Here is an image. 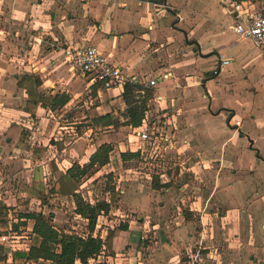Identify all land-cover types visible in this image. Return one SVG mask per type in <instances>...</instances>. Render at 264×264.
Here are the masks:
<instances>
[{
	"label": "crops",
	"instance_id": "obj_1",
	"mask_svg": "<svg viewBox=\"0 0 264 264\" xmlns=\"http://www.w3.org/2000/svg\"><path fill=\"white\" fill-rule=\"evenodd\" d=\"M179 2L0 0V171L5 172L0 182V200L8 207L10 222H18L17 216L12 215L15 212L44 211L53 214L54 220L57 209L42 208L33 190L47 193V185H42L44 175L46 181L53 180L52 187L72 163H87L100 146L89 145L82 155L74 142L75 145L61 147L59 156L63 158H56L53 153V141L57 139L52 136L58 125L55 116L61 119L72 112L81 91L93 90L88 79L55 49L93 46L108 62L136 77L141 84L157 79L150 88L162 98L156 104L159 117H164L165 132L174 144L172 151L158 156L165 166L170 161L179 166L178 178L185 174L191 180L190 190L189 182L182 181L175 189L148 191L146 187L144 191L136 181L123 180L120 173L117 183L121 187H116L119 206L131 214L140 211L144 219L136 227L123 225L126 230L121 226L103 232L101 254L104 250L107 253L103 259L112 257L116 264H185L181 257L186 254L196 258L193 249L199 248L203 255L198 258L205 264H264V87L256 74L264 52L248 41H237L233 33L232 38L208 44L204 49L191 31L200 22L195 19L197 15L205 19V24L210 16L205 9L193 7L191 1L184 8ZM221 4L225 8L223 14L232 19L230 26L235 21V11L229 13ZM160 6L165 10H160ZM245 6L244 3L243 11L252 12ZM181 9L187 15L177 23L175 11L184 16ZM210 29L219 34L220 27ZM175 32L184 34L186 40L177 49L173 46ZM189 49L195 53L191 58L186 52ZM210 57L214 70L207 72L198 64ZM219 58L228 64L215 74ZM19 75H36L41 82L40 93L68 95L70 100L63 111L38 108L33 117L25 113L26 94L17 87ZM212 81L223 85L221 93L225 96L219 95L222 99L230 98L229 104L222 102L218 94L215 99L208 90ZM218 88L213 86L216 91ZM95 93L103 105L96 104L93 111L105 108V114L117 102L122 104L121 91H102L97 87ZM131 132L127 147L119 151L139 153V159L145 161L142 157L150 153V148ZM45 134L49 137L44 138ZM36 148L45 151L40 158L33 159ZM112 154H116L114 150L109 164L94 167L91 180L106 168L105 174L122 168L120 154L117 153L119 163L115 164ZM165 172L144 173L143 178L150 183L152 175ZM6 177L13 180L5 185ZM191 177L199 179V183H193ZM169 179L166 176L165 181ZM61 183L69 182L60 180ZM53 196L58 200L68 197L66 193L50 195ZM26 199L28 204L18 203ZM32 227L27 224L18 229L30 232ZM134 228L143 232L138 240L147 238L145 233L152 231L153 240L145 248L132 239ZM100 259L98 256L87 264ZM1 262L13 264L11 257Z\"/></svg>",
	"mask_w": 264,
	"mask_h": 264
},
{
	"label": "rangeland",
	"instance_id": "obj_2",
	"mask_svg": "<svg viewBox=\"0 0 264 264\" xmlns=\"http://www.w3.org/2000/svg\"><path fill=\"white\" fill-rule=\"evenodd\" d=\"M180 4L181 7L184 8L185 4H189V2L192 4V6L195 8H203L205 11L208 13L207 17L210 16V19L206 20L207 23L205 24V19L202 16L197 15L195 19H200V22L197 23L196 27L192 29L191 36L198 42L200 43L204 49L208 46V44L212 43H217L221 41H225L227 39L232 38V33L228 30V26L231 23V17L226 16L223 14V11L225 8L222 6L221 3H224V6L226 9H228L229 13L234 9L232 6L234 3H245V7L248 8L250 11H255V10H260L261 8L264 7V0H246L244 2H232L231 0H174L175 3ZM180 7V8H181ZM165 10V9H164ZM180 12L184 15L186 13V10H180ZM175 21L182 22L185 20V15L180 16L179 11H175ZM170 19H174V16L169 14ZM204 19V20H203ZM165 21V20H163ZM175 22V23H176ZM196 22V21H195ZM233 24V23H232ZM231 24V25H232ZM217 27H220L218 33L213 34L214 32L210 29H216ZM177 31H180L179 28H175ZM221 31H223V36H221ZM214 35V36H213ZM174 36V44L173 46L177 49L181 42L185 43V35L182 33H176L173 35ZM190 36V34H188ZM221 36V37H220ZM190 39V38H189ZM246 42V41H245ZM250 42V41H248ZM251 43V42H250ZM191 48V47H190ZM183 50V48L181 49ZM188 55L189 58L193 56L194 51L193 49H189ZM187 56V55H186ZM200 56L198 55V58ZM201 68L206 70L207 72L213 71L214 70V60L210 58H204L202 59V63L198 64ZM259 65L261 67L257 69L258 71L256 72L257 75H259V82L263 84L264 87V60L262 62H259ZM257 66V64H256ZM217 81H212L210 84L207 85L208 90L214 94V98L217 99L219 93L224 97L222 89L223 85L222 84H215ZM219 82V80H218ZM218 86L220 87L216 90L213 89V86ZM202 90V89H200ZM218 94V95H217ZM221 95L219 97L221 98L222 102L224 101L225 104H229L230 98L222 99ZM104 98V96L102 95ZM79 101L75 103V106L73 108V111L70 112L69 114L65 115L64 117L58 118L56 117L55 122L58 123V125H54L56 128V131L54 132V135L52 136V139H57V141H53L55 143V146L53 148V153L56 155V158H61L62 156H59V151L62 150L63 146H71L72 143H77V145L81 149L82 155L84 154V150H86L87 146L91 145H101L104 143H109L110 146H112V150L115 151L116 154H112V162L115 164V162L119 163L117 160V153L121 154L124 152H120L119 149H125L127 147L126 142L128 139V135L132 134L130 127L129 126H119L117 128H109V127H104L100 123H94L93 119L100 117L104 115V110L105 108H101L98 111H93L96 107V104L98 105H103L100 104L98 101V98H96V93L91 92L89 89L86 91H81L80 97H78ZM92 104H89V103ZM125 105L119 104L118 102L114 104L113 106L110 107V115L113 119H116L119 121V123H122V113L125 110ZM77 111V114L74 115V112ZM73 123V124H70ZM59 127H64V129L60 130L58 129ZM49 137L48 135H44V138ZM62 139V140H59ZM52 143V144H54ZM75 143L73 145H75ZM58 144V145H57ZM62 147V148H61ZM68 151V150H67ZM83 151V152H82ZM69 158H71L70 155H68ZM110 156V154H109ZM120 156V155H119ZM157 158L155 156H150L148 153L144 154L142 158H145V161L139 158H127L126 160H122L120 157V164L122 165V168L119 169L118 171L111 172L110 175L105 174L104 171H107L108 168L102 170L95 178L94 180H91L90 178V173L95 171V168L90 170L87 177L80 178L78 181H70L68 184L61 183L62 191L68 195L66 199L58 200V197H48V200L46 202L49 203L50 208H56L57 211L55 212L56 218L53 220L55 226L61 230L65 231L66 233L70 232L72 233H77L80 236H86L87 235V229L85 225V221H83L81 218H76L73 215V198L71 196L72 193L79 194L82 199L86 202L89 203H95L96 201L100 200H105L108 199V194L107 191L111 188L116 190V187H121V184L117 183L118 177L121 176L122 174V179L125 180L127 179L129 182H134L136 181L139 185L140 188H142L144 191L147 190L149 191L154 190V191H160L161 189L154 188L153 184L155 183H148L143 177L144 173H156L160 171H168L169 175L173 174V181L170 183L169 188H177L178 186L182 185V181H188L189 182V187L187 190H190L191 186V180L187 175H182L180 178H178L179 175V166L176 163L167 162L166 164L168 165H163L164 160H160L158 154H156ZM187 157V154H186ZM194 157V155H193ZM63 158V157H62ZM197 157H195L196 160ZM22 159H25V156H22ZM198 158L197 160H199ZM192 161V160H191ZM81 162V161H80ZM110 162V159H109ZM61 164V163H60ZM85 164V163H84ZM127 168V169H124ZM124 170H128L129 173H124ZM5 172L0 171V182H3V174ZM46 174V172H44ZM121 173V174H120ZM8 174V173H7ZM93 174V173H92ZM108 175V176H107ZM141 177V178H140ZM58 178V177H57ZM192 181L193 183L198 184V180H194L193 177ZM43 181L42 185L45 186L47 185V190H49V187H51L53 180H48L46 181V175L43 176ZM5 180V185L7 184V181L13 180V178L6 177L4 178ZM180 182V183H179ZM47 183V184H46ZM43 190V187H42ZM38 191V190H36ZM118 193V192H117ZM119 195V193H118ZM52 199H57L53 201ZM119 200V199H118ZM117 200V201H118ZM52 203V204H51ZM118 208H121L117 202L116 207L111 209L110 213L107 215H102L97 219L96 222V227L95 231L97 232V236L104 235L103 232H106L108 230H111L112 228L117 229L118 227H121L123 225H132L136 227L135 225L141 224L143 222L144 216L141 215L140 211L136 210L134 214H131L129 211L120 209V211H117ZM16 214L19 212H15ZM115 213V214H113ZM12 214V215H16ZM128 221L129 223L127 224ZM27 224L29 226L33 225L32 221H28ZM22 228V225L17 226L18 228ZM101 229L103 231H101ZM28 231V230H27ZM25 229L23 230V234H27V238H30V233L27 232ZM133 234L135 235L132 237V239L138 243L141 247L145 248L147 245H149V242L153 240L152 236V231L149 233H145L147 235V238H144L143 240L139 239V236L143 235L142 230H136L135 228L132 230ZM142 232V234H141ZM29 234V236H28ZM25 235V234H24ZM105 238V235L103 236ZM124 238H120V241H122ZM106 242V240H105ZM106 246V243H105ZM103 251V250H102ZM196 254V258L194 257H189V255L185 254V257H181L182 262L187 264V262H190V264H205L204 261L199 259L202 254V250L199 248L193 249ZM104 254H100V260H102L105 257L106 250H104ZM114 256V255H113ZM2 252L0 250V262L2 261ZM199 257V258H198ZM117 262V261H116ZM114 261V263H116Z\"/></svg>",
	"mask_w": 264,
	"mask_h": 264
},
{
	"label": "trees",
	"instance_id": "obj_3",
	"mask_svg": "<svg viewBox=\"0 0 264 264\" xmlns=\"http://www.w3.org/2000/svg\"><path fill=\"white\" fill-rule=\"evenodd\" d=\"M232 2H244L246 0H231ZM212 75V74H211ZM208 76V75H207ZM209 77V76H208ZM41 82L36 75H19L17 77V87L24 90L26 101L24 112L35 115L38 108L49 109L55 112H62L64 106L69 102L70 97L64 93L59 94H43L38 91ZM98 86H93V92ZM153 96V90L139 84L127 83L124 85L121 93V99L125 105L122 113V123L113 119L110 113L93 119L94 123H100L102 126L117 128L119 126H129L132 129L138 128L144 118V113L148 101ZM44 148H36L33 151V159H38L44 153ZM112 152V146L109 143L100 145L90 155L87 163L80 166L78 163H72L71 167L62 174L57 182L47 191V193L33 190L35 197L41 201L42 208L50 209L49 203L46 204L48 197L53 194L62 196L64 193L60 185V180L67 183L70 181H78L85 177L94 167L102 168L109 164V154ZM120 158H139V153H121ZM110 175V173H108ZM107 175V176H108ZM165 175L170 176L168 181L162 182L157 174L152 175L151 183L156 189L169 188L173 181V174L169 175L168 171ZM108 199L89 203L82 199L79 194L72 193L74 210L73 213L84 220L86 223L87 235L80 236L77 233H66L59 230L53 222V214L44 211L27 212L16 214L18 222L12 223L7 219L8 207L0 200V236L6 234L10 229L18 231L17 226L25 227L28 221L33 222L30 233V246L27 251H14L11 253L13 264H87L89 260H95L101 254L104 243L97 237H93L97 219L102 215L110 213L111 209L116 207L118 193L111 188L107 191ZM20 205L28 204V199L18 200ZM126 230V227H121ZM23 231V230H22ZM29 236V234H28ZM1 252L2 248H0ZM6 256L2 257L4 261ZM95 264H105L98 262Z\"/></svg>",
	"mask_w": 264,
	"mask_h": 264
},
{
	"label": "built area",
	"instance_id": "obj_4",
	"mask_svg": "<svg viewBox=\"0 0 264 264\" xmlns=\"http://www.w3.org/2000/svg\"><path fill=\"white\" fill-rule=\"evenodd\" d=\"M243 4L234 3L232 5L235 11V21L228 27V30L235 35L237 41H250L255 47L264 52V7L249 13L243 11ZM164 8V6H160V10ZM55 51L61 52L73 69L88 79L90 87L97 85L98 89L102 91L118 90L122 93L124 85L127 83L143 85L136 77L128 75L118 66L108 62L102 53L93 46L61 47L55 49ZM227 64L228 61L219 58V66L214 73L218 74ZM164 78H167V76L164 75ZM156 82L157 79H152L143 86L154 87ZM161 101L162 98L155 96L153 93L152 98L147 103L141 125L135 129L130 127L136 133L140 142L145 143L150 148L149 155L155 156V158H157L156 154L161 155L163 152H169L174 149V144L165 132L164 117H159L160 109L156 104ZM157 175L164 182L166 175ZM24 234L22 230L15 231L10 229L6 234L0 236L2 256L9 258L14 251H27L30 246V238L28 239L27 234ZM92 236L97 237V232L94 231ZM99 238L101 237L99 236ZM100 262L116 264L112 257H106Z\"/></svg>",
	"mask_w": 264,
	"mask_h": 264
}]
</instances>
